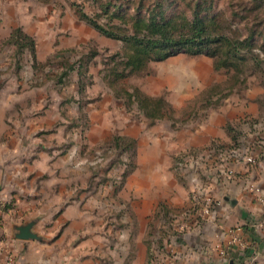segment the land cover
Returning <instances> with one entry per match:
<instances>
[{
    "label": "crops",
    "instance_id": "1",
    "mask_svg": "<svg viewBox=\"0 0 264 264\" xmlns=\"http://www.w3.org/2000/svg\"><path fill=\"white\" fill-rule=\"evenodd\" d=\"M58 40L45 51L37 40L35 60L74 45ZM72 80L77 92L80 82L75 75ZM0 90V264H150L151 247L160 238L156 264L172 258L176 264H264V206L251 190L256 186L264 197V147L252 146L253 164L242 158L246 151L238 158L213 153L215 145L228 150L240 139L241 120L260 114L256 101L250 107L242 99L225 100L194 126L153 125L139 133L133 114L108 87L83 89L88 101L68 104L65 93L46 85L19 88L9 82ZM72 120L82 124L68 129ZM116 135L133 141V165L113 200L106 188L116 181L108 185L92 167H74L77 151H61L59 144L84 138L87 149L110 147ZM84 157L78 154L75 161ZM179 157L190 168L180 171ZM121 168L114 167L117 176ZM196 192L218 204L208 213L203 204L195 206L184 231L174 235L180 219L155 238L156 210H191ZM29 221L39 238H14L15 226ZM230 234L239 242L228 247Z\"/></svg>",
    "mask_w": 264,
    "mask_h": 264
},
{
    "label": "rangeland",
    "instance_id": "2",
    "mask_svg": "<svg viewBox=\"0 0 264 264\" xmlns=\"http://www.w3.org/2000/svg\"><path fill=\"white\" fill-rule=\"evenodd\" d=\"M245 1H248V9L251 7V12L244 13L236 5L232 8L236 11L239 10L240 15H247V19L252 20L255 3L251 0ZM94 4L92 0H0V89L9 82L18 84L19 88L24 83L26 86L46 85L52 92L55 90L60 94L65 93L63 102L68 104L72 100L76 102L79 98L82 99L81 97L85 98V101L82 99L83 102L88 101L82 91L81 93L79 89L77 92L74 90V81L72 80L74 75L83 84L85 91L92 89V86L101 90L104 86L110 88L111 91L113 88L131 91L132 86H137L148 95L161 96L168 101L176 109L173 114L174 120H178L174 122V120L157 119L154 124H150V120L137 110L135 103L127 107L125 100L122 99L128 112L134 116L132 122L138 123L139 133L149 130L153 125H158L160 129L166 125L173 129H176L175 127L179 129L185 124L194 126L206 118L212 110H218L225 100L242 99L250 107H253V103H255L253 101H256L260 114L254 118L241 120V132L243 133L234 147L240 148V151H244V153L246 151L248 154H252L251 156L255 155L252 150L253 145L264 147V66L261 68L243 66L239 72L228 71L224 68H215L213 58L210 56L176 54L164 60L152 62L149 65V74L134 75L111 82L112 76L102 77L105 74V71L102 70L106 68L108 57L122 48V43L119 40L105 38L98 34V31L80 20L76 12L77 6H79L86 12L92 13L95 8ZM226 5V2H223L221 8ZM227 10V15H230L231 8L229 6ZM259 10L261 12L256 23L261 22L259 25L264 26V0ZM232 19V29L242 28L241 25L246 21L239 20L236 16ZM99 20L104 22L105 17L101 16ZM18 22H23L24 26L32 31V35L26 33L33 38L35 46L36 41H40L43 51L50 47L53 38L56 40L55 45L60 38H66L72 43L74 42V45L68 48H55L47 59L37 61L43 65H39V68L36 69L32 65L33 58L27 47L22 53H16V47L7 43L12 28L20 26L23 29V26ZM10 24L16 25L11 27ZM93 50L98 51V55L88 58L83 66L86 69L85 72L77 76L76 67L79 61L84 62V59ZM97 71L101 72L98 76L93 77ZM62 73H66V75L61 76ZM112 93L114 92L112 91ZM11 111L9 108L6 109L5 115H10ZM180 120H184V122L179 123ZM81 124L72 120L68 124V129ZM248 135L257 138L250 141ZM83 139H65L66 141L59 144L61 151L73 148L77 151L71 158L74 161V167H92L93 172L97 173L98 171L100 180L107 182L108 185L118 179L117 172L114 170L117 165L122 167L119 171L121 175L125 171L132 170L131 148L123 150L122 147H114L113 141L110 140L111 148L107 143L106 145L104 143L93 149H87ZM78 140L81 142L80 147ZM78 154L85 156L79 158L83 161L80 164L75 161ZM188 181H191L190 177H188ZM123 184L124 181L116 184L115 187L112 184V188H106L108 190L106 198L114 200ZM111 209L114 210L113 207ZM170 221L168 217L159 220L155 226L154 235L161 236L163 233L169 232L172 227ZM109 222V225H113V220ZM174 223L171 222V224Z\"/></svg>",
    "mask_w": 264,
    "mask_h": 264
},
{
    "label": "trees",
    "instance_id": "3",
    "mask_svg": "<svg viewBox=\"0 0 264 264\" xmlns=\"http://www.w3.org/2000/svg\"><path fill=\"white\" fill-rule=\"evenodd\" d=\"M92 1L95 3L92 13L77 6L79 19L100 34L122 43V48L108 57L106 68L102 70L105 71L102 77L112 76L111 82L134 75L149 74V65L152 62L176 54L210 56L213 58L215 68H224L228 71L239 72L243 66L248 68L264 66V26L259 25L261 22L256 23L263 0H251L255 3L252 20L232 8L236 5L244 13L251 12L252 9L251 7L248 9V1L245 0ZM223 2L227 5L221 8ZM228 6L231 8L230 15H227ZM101 16L105 17L104 22L99 20ZM234 16L239 20H246L241 25L242 28L232 29ZM7 43L16 47V53H22L27 47L33 58V67L39 68L40 63L35 60V42L20 26L12 28ZM96 55L98 51L93 50L84 62L79 61L76 67L77 75L85 72L83 66L86 60ZM63 75L66 73L61 74ZM79 85V91H82L83 84L80 82ZM112 91L116 98L125 100L127 107L135 103L137 110L150 120V124H154L157 119L174 120L173 114L176 109L161 96L148 95L137 86H132L131 91L120 88H113ZM183 122L184 120L179 121ZM237 140L238 137L234 138L233 145L228 149L235 148ZM112 141L114 147H122L123 150L132 148L133 144L130 138L119 135L113 137ZM215 147L225 150V147L219 144ZM180 160L181 157L177 158L176 162ZM127 173L128 171L123 172L120 183H123ZM182 212L183 209L160 206L155 216L160 218L163 215L167 218L169 215H180ZM160 240L162 241V238Z\"/></svg>",
    "mask_w": 264,
    "mask_h": 264
},
{
    "label": "built area",
    "instance_id": "4",
    "mask_svg": "<svg viewBox=\"0 0 264 264\" xmlns=\"http://www.w3.org/2000/svg\"><path fill=\"white\" fill-rule=\"evenodd\" d=\"M213 149H214L213 153L217 152V154L220 155V157H237L238 158L239 155L241 154L240 148H232V149H228V150L227 149L222 150L218 147H214ZM251 155L250 154H244V155H242V158H244L247 163L253 164L256 162V157L251 156ZM202 156L204 157V153L202 154ZM191 158L193 160L200 159V157H197V158L191 157ZM186 162L187 161L184 158H182V160L178 161V169L180 171L181 170H187L188 168H190V167H186ZM191 168H196V167H195V165H191ZM120 179H121V176H118V179L115 180L116 181L115 184H119ZM251 190L254 193L255 198L260 200L261 202H263V206H264V197L260 195L259 188H257L256 186H253ZM192 200H193V206H192L193 208L191 210H183V212L180 215L172 214V215L168 216V218H171L170 219L171 221L169 222L171 226H172L171 222H177L178 220L181 219V223L180 222L178 223V231L175 230V232H174L175 236L179 233L180 230L184 231L187 228V225H189L188 219L190 218V214H191V212L196 210L194 208L195 206H197L199 204H203V207H202L203 213H208L212 207H215L218 204V202L214 201L213 199H211L209 197L206 198L205 196H201L199 194V192H196V194L194 195ZM162 219H164L163 215L160 216L159 220H162ZM231 233H232V231H231ZM236 242L237 243L239 242V238L236 237L234 234H230V238L228 240L227 246L230 247L233 244H236ZM157 243H154L151 247L150 264H156L157 263V260H158L157 257H158L159 250H160ZM227 250H228L227 248L221 249L220 254L222 256H225ZM168 264H176L175 258H172V260Z\"/></svg>",
    "mask_w": 264,
    "mask_h": 264
},
{
    "label": "water",
    "instance_id": "5",
    "mask_svg": "<svg viewBox=\"0 0 264 264\" xmlns=\"http://www.w3.org/2000/svg\"><path fill=\"white\" fill-rule=\"evenodd\" d=\"M34 221H29L15 226L14 238L17 239H38L39 236L32 230Z\"/></svg>",
    "mask_w": 264,
    "mask_h": 264
}]
</instances>
